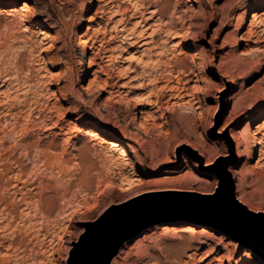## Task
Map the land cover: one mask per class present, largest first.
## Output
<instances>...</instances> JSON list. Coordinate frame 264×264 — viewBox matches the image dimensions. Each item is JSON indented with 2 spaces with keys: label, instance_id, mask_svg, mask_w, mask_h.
<instances>
[{
  "label": "rangeland",
  "instance_id": "1",
  "mask_svg": "<svg viewBox=\"0 0 264 264\" xmlns=\"http://www.w3.org/2000/svg\"><path fill=\"white\" fill-rule=\"evenodd\" d=\"M23 1L0 0V264H67L86 222L131 201L150 202L144 216L158 217L108 264H232L245 250L244 263L264 264L202 205L226 164L236 198L264 212V158L248 154L264 134V0H169L163 20L176 3L181 25L172 35L152 32L166 22L148 12L156 0ZM79 125L118 139L128 155ZM229 127L248 135L241 173L229 170L237 160ZM98 151L112 159L108 168ZM146 191L156 196L142 199ZM165 210L172 215L161 217ZM189 223L210 232L188 236Z\"/></svg>",
  "mask_w": 264,
  "mask_h": 264
},
{
  "label": "water",
  "instance_id": "2",
  "mask_svg": "<svg viewBox=\"0 0 264 264\" xmlns=\"http://www.w3.org/2000/svg\"><path fill=\"white\" fill-rule=\"evenodd\" d=\"M217 166L214 170L218 178L217 187L208 197L210 200L202 204L211 209L209 222L264 258V212H255L238 200L227 165ZM148 203L131 201L86 222L83 232L72 244L67 264H108L125 239L157 219L158 215L144 216Z\"/></svg>",
  "mask_w": 264,
  "mask_h": 264
},
{
  "label": "bare ground",
  "instance_id": "3",
  "mask_svg": "<svg viewBox=\"0 0 264 264\" xmlns=\"http://www.w3.org/2000/svg\"><path fill=\"white\" fill-rule=\"evenodd\" d=\"M155 3H153L154 4V7L153 8H151L148 12H150L153 16H155V15H158V17H157V19L156 20H160V21H162L163 20V18L164 17H166L167 16V13H166V10H167V5L169 4V0H156V1H154ZM136 3V2H135ZM138 4V3H137ZM23 8L24 7H28V6H30V4L25 0V1H23ZM133 5V4H132ZM139 5V4H138ZM140 5H142L141 3H140ZM117 7V6H116ZM124 7V6H123ZM134 7V6H133ZM121 8V7H120ZM136 8H138L137 6H136ZM125 9V8H124ZM115 10H116V8H115ZM114 10V11H115ZM132 10V9H131ZM135 11H134V15L135 16H140L139 14L142 12L141 10L142 9H134ZM128 11V10H127ZM19 12V11H18ZM119 12V11H118ZM123 12H124V10H123ZM130 12V11H129ZM122 13V12H121ZM123 14V13H122ZM110 15H112V14H110ZM177 15V4L176 3H174V5H173V9L171 10V13L170 14H168V16H169V18H168V22L166 21V20H163V21H166L165 22V25L162 27V26H159V24H158V27L156 26V28H154L153 30H152V32H154V31H156L157 32V30H162V31H164L166 34H176L177 32L179 33V31L178 30H180V27H181V25L179 26V28H178V23L176 22V21H174V16H176ZM177 17V16H176ZM110 18V17H109ZM136 21H137V18H136ZM118 22H120V21H118ZM117 22V23H118ZM134 22V21H133ZM138 22V21H137ZM158 23V22H157ZM156 23V24H157ZM133 24H136V22H134ZM163 24V23H162ZM181 24H182V22H181ZM113 26L115 27L116 25H114L113 24ZM132 26V25H131ZM134 26V25H133ZM92 27V26H91ZM37 29L39 30V32H40V34L42 35V36H48L49 35V32H48V29H46V28H44V27H41V26H38L37 27ZM181 29H183V28H181ZM128 30H130L131 32H133L134 31V28L133 27H130L129 26V28H128ZM127 31V30H126ZM104 32V31H103ZM108 32V31H107ZM135 33V32H134ZM105 35V34H104ZM117 35V34H116ZM121 35V34H120ZM122 36V35H121ZM175 35H173L172 37H174ZM50 37V36H49ZM129 37V36H128ZM102 40V39H101ZM77 45L78 46H80V50L81 51H85L86 50V45H87V39H84V38H80V40L78 41V43H77ZM110 56V55H109ZM109 56L107 57V58H109ZM152 66V65H151ZM155 66V65H154ZM101 67V66H100ZM9 73V72H8ZM8 76V75H7ZM6 78H8V77H6ZM168 79V78H167ZM3 80V79H2ZM169 81V80H168ZM121 85L123 84V83H120ZM230 85H234V81L232 80V81H230ZM229 85V86H230ZM120 86V85H119ZM232 86H230L229 87V89H232ZM165 87L166 88H168V89H172L173 88V86L172 85H169L168 83H166L165 84ZM3 92V91H2ZM8 92V91H7ZM25 91H23V93H24ZM8 94V93H7ZM26 94V93H25ZM7 96V95H6ZM9 96V95H8ZM18 97V96H17ZM22 97V96H21ZM27 97V96H26ZM227 100H226V103L227 104H230L232 101V99H233V97L232 96H230V95H227ZM3 102V101H2ZM1 104V103H0ZM9 105V104H8ZM11 105V104H10ZM234 106H233V109L231 110V112H232V114H236V111H237V109H236V105H235V102H234V104H233ZM16 106V105H15ZM6 109V108H5ZM10 111V110H9ZM142 113H144V111L141 109L140 110ZM18 112V111H17ZM12 113V112H11ZM15 113V112H14ZM6 114H8L7 112H6ZM18 114V113H17ZM17 114H16V116H17ZM20 114V113H19ZM147 114V113H146ZM15 115V114H14ZM16 116H15V118H16ZM147 116V115H146ZM145 116V117H146ZM236 116V115H235ZM13 117V116H12ZM14 118V119H15ZM17 119V118H16ZM251 120H253V117L251 118ZM14 121V120H13ZM8 122V121H7ZM12 123V122H11ZM73 123V122H72ZM145 123V122H144ZM1 125V124H0ZM7 125V124H6ZM12 125H13V123H12ZM142 125H143V122H142ZM238 125H239V123H238ZM5 126V125H4ZM11 126V125H10ZM14 128V127H13ZM2 130V129H1ZM78 130L80 131V132H83L85 135H87L88 137H89V139H91V140H96V139H102L105 143H107V145H109L112 149H114V150H116L118 153H119V155L121 156V157H126L127 155H128V151H127V149H126V147L118 140V139H114V138H111V137H106V136H104L103 134H102V132L100 131V130H98L97 128H94V127H91V126H86V125H79V127H78ZM228 132H229V135H230V137L233 139V141H234V146H235V150H236V154H237V160H236V163L234 164V166H235V168H232V167H230L229 168V170L233 173V174H235V173H241V172H243L244 171V169H245V162H243L242 161V158L244 157V155H245V153H244V150H245V148H247V143H248V135L246 134V133H244V131H240V130H237L236 128H231V127H229V128H225V129H223V135L224 134H228ZM1 138H2V136H1ZM87 138V137H86ZM1 140V139H0ZM88 141V140H87ZM93 142V141H92ZM258 144H259V146H260V148L258 149ZM253 149L251 150V152H249L248 154H254L255 153V150L257 149V150H259L260 151V158H259V160L257 161V164H260L261 163V159H263L264 158V134L262 135V136H260V137H253ZM105 147V146H104ZM110 148V149H111ZM193 149H194V147H193ZM195 149H197L198 150V153L199 154H203L202 153V151L201 150H199L198 148H195ZM100 152H101V150H100ZM98 153H99V151H98ZM103 153H99L98 154V156H99V162H100V164H102V165H108V163L112 160L110 157H108V156H106V154L104 155H102ZM1 157V156H0ZM120 157V158H121ZM95 158V157H94ZM1 159V158H0ZM223 160L224 159H222V158H220V159H217V161H216V163H215V165H217V164H219V163H221V162H223ZM123 162V161H122ZM117 164V163H116ZM239 164H241V166H240V168H236ZM101 165V166H102ZM121 165H123V164H120V168H122L121 167ZM107 167V166H106ZM119 167V166H118ZM108 168V167H107ZM212 168V167H211ZM123 170V169H122ZM120 172H122L121 170H120ZM241 186V183H240V181L239 180H237V183H236V189H238L239 187ZM30 192V191H29ZM149 193H151V192H149V191H146V192H143V194H147V195H144V196H142V199L143 198H148V197H155L156 195H154V196H149V195H151V194H149ZM23 197V196H22ZM21 197V198H22ZM141 199V198H140ZM23 202H24V204L25 205H29L28 204V199H27V196L25 195L24 196V198H23ZM19 205H21L19 202H15V205H14V209L15 210H17V212L19 213V211H18V206ZM25 205H24V207H25ZM20 209V208H19ZM16 212V213H17ZM169 210H165V211H163V213H161V217H166V216H168L169 215ZM193 214V212L191 213V212H188V213H185V214H183L182 215V217H184L185 219H187V220H191V218H189V216H191ZM22 216V215H21ZM18 217H19V214H18ZM23 217V216H22ZM21 217H19L18 219H17V221L20 219ZM23 223H32V221L33 220H31V219H20ZM20 223V222H19ZM35 223V222H34ZM175 230V225L173 224V225H162L161 226V231L162 232H164V233H167V232H171V231H174ZM182 231H184L188 236H192V235H197V234H199V235H203V236H206L210 231H209V228H207L206 226H198V225H196V224H193V223H189V224H185L183 227H182V229H181ZM134 246V245H133ZM250 257V253L247 251V250H245V251H243L242 252V255H241V259H238V260H234L233 261V263L232 264H246V263H244V260L245 259H248ZM217 260H219V261H221V258L218 256L217 257Z\"/></svg>",
  "mask_w": 264,
  "mask_h": 264
}]
</instances>
